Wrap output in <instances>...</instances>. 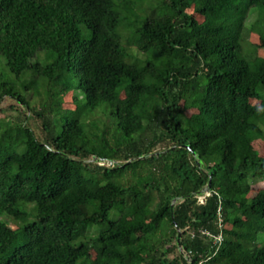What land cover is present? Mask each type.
I'll return each mask as SVG.
<instances>
[{"label":"trees","instance_id":"obj_1","mask_svg":"<svg viewBox=\"0 0 264 264\" xmlns=\"http://www.w3.org/2000/svg\"><path fill=\"white\" fill-rule=\"evenodd\" d=\"M159 3L139 65L116 34L131 1L0 0V111L20 113L0 124V264H264V0Z\"/></svg>","mask_w":264,"mask_h":264},{"label":"rangeland","instance_id":"obj_2","mask_svg":"<svg viewBox=\"0 0 264 264\" xmlns=\"http://www.w3.org/2000/svg\"><path fill=\"white\" fill-rule=\"evenodd\" d=\"M131 1L133 3V13L132 14H124L122 21L120 22L118 28L116 29V34L119 36L120 41L122 43V45L128 49V54L130 55V58L128 59L129 62H136L139 65H143L145 63V61L149 58L148 54L145 53H140L135 46L131 45V38H132V31H133V27L136 26L137 24H141V20L145 19V18H153L154 16L158 15V5L159 0H128ZM158 7V8H157ZM154 11V12H153ZM188 14H190L195 20H197L199 23L202 22V18L200 16H198L195 12H194V8L193 6L187 11ZM253 17H249L246 24H249L250 22H252ZM246 41L248 42L247 44H244L245 48L247 49H252L254 44H258V36L256 34H250L248 36H246ZM257 55L262 56L263 52L262 50H258ZM254 54H249L247 58H251L253 57ZM125 95H123L124 97ZM64 101H63V109H69V110H73L74 109V105L72 102V94L68 93L65 94L63 97ZM30 100V106L31 107H35L36 103L34 101V99H29ZM252 104H258L256 101H251ZM10 106H16L14 102H12L9 99H6L3 101L2 105H1V109L2 111H0V124L2 123V126L4 127L5 124H16V119L18 118V116L20 115V113L17 110H10L9 107ZM182 106V103H181ZM23 112V110H21ZM187 116H190L192 114L197 113L196 110H189L185 112ZM106 119H104L103 121H105ZM106 122V121H105ZM29 125L32 126V128L34 130L37 131V133L39 134V122L37 120L34 119H30L29 120ZM14 126V125H13ZM110 135V133H109ZM108 135V136H109ZM163 146V145H161ZM254 149L255 151L262 156L263 151H264V145L262 142L257 141L254 143ZM157 149H159V147H157ZM90 163V162H88ZM94 163V162H91ZM98 165L102 166L103 164L101 163H97ZM147 170H142V174H145ZM127 178H131V175H126L122 181H124ZM132 181H134L133 178H131ZM264 188V183L260 182L257 184H254L251 188V191L249 193V196L254 195L258 190ZM153 202H156V196L153 197ZM182 200L178 199L176 200V202L174 203V206H176L177 204L181 203ZM116 217V212L115 210H112L110 213V219H114ZM5 226L11 228V229H16V225L11 221V219L9 217H3L2 218ZM91 235H94L95 232L94 230H92L90 232ZM176 255V252H173L172 255L170 257H173ZM91 260L95 263L98 260V254L92 250L91 251Z\"/></svg>","mask_w":264,"mask_h":264},{"label":"built area","instance_id":"obj_3","mask_svg":"<svg viewBox=\"0 0 264 264\" xmlns=\"http://www.w3.org/2000/svg\"><path fill=\"white\" fill-rule=\"evenodd\" d=\"M211 195V193L210 192H208V193H203V194H201V195H199V196H197V200H198V202H199V204H204V202H205V199L207 198V197H209ZM220 206H219V208H218V216H219V223H218V227H219V233L217 234V235H215V236H213V235H211L209 232H206V231H200V234H202V235H204V236H206V237H209V238H212L213 239V241H214V244L216 245V246H220V244L222 243V241H223V235H222V217H221V215H220ZM190 236H191V238H194V232H191L190 233ZM189 255H190V253H187V254H185V256H186V258L189 260ZM191 263V262H190ZM199 264H202V262H200Z\"/></svg>","mask_w":264,"mask_h":264},{"label":"water","instance_id":"obj_4","mask_svg":"<svg viewBox=\"0 0 264 264\" xmlns=\"http://www.w3.org/2000/svg\"><path fill=\"white\" fill-rule=\"evenodd\" d=\"M83 162H94V163H101V164H103L105 162V160L99 159V158H96L95 157V158H90V159H87V160H83ZM108 164L109 165H112L113 163L112 162H109ZM210 190H211V185H210V178H209L208 184L205 186V188L202 189V191L200 192V194L208 193V192H210ZM181 200L183 201L184 199H181ZM175 202H176V200H173L172 207L174 206V203ZM175 229H176V232H177V244H178V247L180 249V239H181L182 233H181V231L179 230V228L177 226L175 227Z\"/></svg>","mask_w":264,"mask_h":264}]
</instances>
